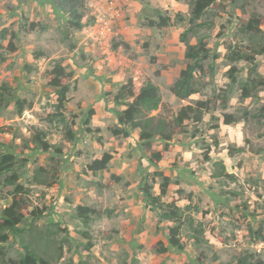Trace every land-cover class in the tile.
Returning <instances> with one entry per match:
<instances>
[{"label":"rangeland","instance_id":"rangeland-1","mask_svg":"<svg viewBox=\"0 0 264 264\" xmlns=\"http://www.w3.org/2000/svg\"><path fill=\"white\" fill-rule=\"evenodd\" d=\"M194 1L87 0L84 28L74 32L52 0H0V93L24 102L22 113L14 101L0 103V128L16 134H0L16 157L14 169L0 177V222L1 209L17 198L26 214L19 226L25 237L37 227L56 241L46 254L36 246L39 255L50 259L62 248L52 264H235L247 255L264 261V56L254 63L227 58L246 38L243 24L258 19L264 33V0H218L195 22L188 43L204 36L212 53L197 72L201 92L179 100L170 89L188 64L180 35L190 27ZM157 9L172 20L181 13L185 22L153 27ZM57 64L72 74L63 80L70 92L60 112L48 84ZM128 80L135 87L151 80L163 100L160 110L138 119L139 128L121 126L111 111ZM244 86L250 97H243ZM199 101H208L210 112L199 123L178 126L179 111ZM225 113L238 122L225 125ZM146 120L149 140L141 134ZM124 130L128 136L116 135ZM37 137L48 143L47 152ZM152 152H164L157 166ZM106 153L114 156L106 170L88 169ZM215 162L234 181L213 178ZM164 178L170 183L162 196ZM149 186L157 201L175 202L194 228L202 225L197 239L187 225L181 228L184 250L168 241L174 223L145 200ZM79 206L102 214L84 225ZM40 212L38 219L32 215ZM7 234L0 264H20L21 239Z\"/></svg>","mask_w":264,"mask_h":264},{"label":"trees","instance_id":"trees-1","mask_svg":"<svg viewBox=\"0 0 264 264\" xmlns=\"http://www.w3.org/2000/svg\"><path fill=\"white\" fill-rule=\"evenodd\" d=\"M87 0H52V5L60 12L67 16V27L74 32H80L84 28V14L82 11L86 9ZM144 1V0H143ZM218 0H195L193 3L192 17L190 19V27L186 28L180 35V41L185 44V58L188 61L186 67L180 72L179 78L172 85L170 91L179 100H187L193 95L199 94L202 87L196 82L197 72L203 71V63L211 57L212 50L208 47L204 36L198 38L196 44L188 43V33L194 31L196 26L195 22L202 19L205 13L217 2ZM225 1V0H222ZM158 20L151 22V26L158 27V29L169 28L172 26H179L185 22V18L181 13L175 16L172 20L168 15L163 14V10L157 9ZM198 27L204 28V24H198ZM261 22L258 19H251L247 24H243V33L246 38L237 44L232 50H230L227 58L231 62L246 61L248 63H254L257 56H264V33L260 29ZM4 38V37H3ZM11 47L12 44L10 43ZM128 48V46L126 45ZM13 49V48H12ZM219 55H214L213 59L216 60ZM213 70V65L209 66ZM228 76L231 80L235 79L236 68H232L228 72ZM71 73H67L66 68L57 64L48 75V84L51 88L55 89V109L60 112L65 109L67 102V95L70 92V85L63 84V80L71 77ZM9 91L8 88H3ZM243 97H250V93L246 86L242 89ZM5 94L0 93V103L6 100L5 104L9 105L11 102L16 103V108L19 113L23 112V101L20 99H5ZM115 107L111 108V111L115 113L118 123L121 126L139 128L138 119L160 110L162 107V96L159 88L151 81L147 80L139 87H135L132 80H128L117 92L113 99ZM208 101H199L194 106L189 105L183 107L177 116L174 118L175 123L178 126H182L185 121L192 120L195 123L202 121L203 116L210 112ZM125 107L124 110L118 109L119 107ZM91 112L90 114H92ZM63 117L62 114H59ZM64 120V118H63ZM90 119L88 118L85 125H88ZM223 121L225 125H231L238 122V119L233 114H223ZM151 126V121L146 120L142 126V138L145 140L151 139V135L146 131ZM0 134L10 135L13 139L16 138L15 130L12 127H1ZM123 134L128 136L129 133L124 130L116 132V135ZM36 143L42 151L47 152L49 150L48 143L43 141L40 137H37ZM3 149V150H2ZM8 145L5 144L4 138H0V177L4 174L11 172L16 164L15 155L10 152ZM164 156V152H152L150 162L154 165H158ZM114 156L111 153H106L100 160H95L88 169L97 172L107 169L109 163L113 160ZM215 173L213 178H219L223 180H233L236 178L233 174H230L226 166L222 162H215ZM16 176H13V182H16ZM170 180L164 178V182L161 184V195L165 196L168 191ZM21 187L19 188V190ZM151 186L144 189L145 200L149 205L155 208L162 220H167L174 223V226L169 229L168 241L170 245L176 248L178 251L184 250L185 246L181 239V228L186 226L195 232V238L197 235H202V225L194 228L195 221L191 216H187L181 208L175 205V202L168 204L160 203L157 198L153 196L151 192ZM78 217L82 220L84 225H87L91 217H100L101 212L95 209H91L85 206H79L77 208ZM105 214H111V210H105ZM42 212L35 215L38 219L42 216ZM2 221L0 222V245L8 241V232L13 231L16 236L20 237L21 245L25 251V255L22 258L20 264H52L53 260H57L62 257V248L57 247V256L50 259L40 256L35 250L36 246L41 248L42 253L46 254L56 244L55 239H49L44 236V233L37 227L30 228L29 236L26 238L25 233L19 228L20 224L26 217V214L22 211L21 205L15 198L12 204L8 207L1 209ZM50 234V233H49ZM51 236V235H50ZM258 236H262V232H259ZM197 239V238H196ZM35 246V247H34ZM38 249V248H37ZM39 250V249H38ZM40 251V250H39ZM235 264H264L263 260H255L254 256L247 255L240 259Z\"/></svg>","mask_w":264,"mask_h":264},{"label":"built area","instance_id":"built-area-1","mask_svg":"<svg viewBox=\"0 0 264 264\" xmlns=\"http://www.w3.org/2000/svg\"><path fill=\"white\" fill-rule=\"evenodd\" d=\"M113 3V2H112Z\"/></svg>","mask_w":264,"mask_h":264}]
</instances>
